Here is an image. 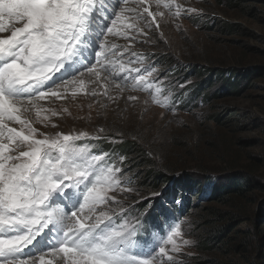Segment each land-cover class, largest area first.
Listing matches in <instances>:
<instances>
[{"label": "rangeland", "instance_id": "374dc122", "mask_svg": "<svg viewBox=\"0 0 264 264\" xmlns=\"http://www.w3.org/2000/svg\"><path fill=\"white\" fill-rule=\"evenodd\" d=\"M149 1L156 5L155 0ZM168 2L161 0L157 22L144 13V19L131 21L139 32L129 29L128 39H110L141 53L145 64L159 70L154 83L163 88L162 96L169 98L170 107L153 102L150 92L130 86L117 92L109 85L98 88L86 74L90 80L85 81L84 92L77 86L61 88L57 97L44 89L46 98L37 102L38 108L26 119L45 136L85 132L99 137L88 140L90 150L111 153L109 163L114 161L122 176L130 178L131 183L124 186L135 191L117 193V199L129 209V218H140L148 238L160 230L166 238L170 224L183 222L182 239L191 244H181L179 253H170L176 264H264V0H171L170 9L164 7ZM177 4L194 11L177 16ZM148 22L150 29L145 27ZM168 60L171 63L164 67L162 62ZM193 64L200 69L185 77L186 68ZM203 79L214 83L203 87ZM108 82L116 87L120 81ZM62 83L57 80L49 87L56 89ZM194 85L203 87L199 89L202 99L180 107L190 92L187 88ZM8 123L20 129L15 122ZM134 139L151 146L146 153L156 162L163 159L176 168L172 181L168 179L157 190L142 186L143 178H137L136 172L143 168L136 163L144 159L134 153L137 148L124 156L125 145L121 151L114 147ZM159 152L165 155L161 158ZM120 157L126 159L121 162ZM189 173L202 179L178 194L181 188H174L175 181ZM216 182H238L243 193L225 191L213 197ZM156 203L161 210L155 212L170 219L168 223L158 216L148 217L146 211ZM153 223L159 227H152Z\"/></svg>", "mask_w": 264, "mask_h": 264}, {"label": "snow or ice", "instance_id": "6c2138e0", "mask_svg": "<svg viewBox=\"0 0 264 264\" xmlns=\"http://www.w3.org/2000/svg\"><path fill=\"white\" fill-rule=\"evenodd\" d=\"M155 3L159 7L161 0ZM143 5L144 0H0V33L6 34L0 35V264H52L45 260L49 254L56 264H176L170 253L191 244L182 239L183 222L170 224L166 238L160 230L149 239L140 218H129L117 193L135 191L124 186L130 178L109 163L111 153L78 145L99 137L45 136L26 119L46 98L44 89L58 97L61 88L102 72L107 80H119L121 91L130 86L150 92L153 102L170 107L154 83L159 70L110 39H128L129 29L139 32L131 21L144 19V13L161 15ZM164 7L170 9L171 0ZM175 7L177 16L194 11ZM57 80L62 85L50 88Z\"/></svg>", "mask_w": 264, "mask_h": 264}, {"label": "trees", "instance_id": "16d2710c", "mask_svg": "<svg viewBox=\"0 0 264 264\" xmlns=\"http://www.w3.org/2000/svg\"><path fill=\"white\" fill-rule=\"evenodd\" d=\"M238 1H242V0H238ZM226 29H231L230 27L226 26ZM169 62V63H168ZM168 62L164 61L162 62L164 67H168L169 64L171 63L170 60H168ZM194 66L191 67H187L186 68V75L185 77H189L190 75H192L193 73H195V70H197L198 66L196 64H193ZM200 69V68H198ZM208 73V72H207ZM220 77V76H219ZM234 80V79H232ZM203 82H206L205 84H203V87H205L206 85H208L210 83V85H212L214 83V81L211 79V81L209 79H203ZM229 81V80H227ZM200 87V88H203ZM200 88H196V86H190L187 88V91H190L188 94V97H185V102L183 103L184 100L181 101L182 106L180 107H186V106H191L193 104H197V100L198 98L202 99L200 97ZM204 90V89H202ZM204 98L206 100L210 99V96L208 94H206V97L204 96ZM189 101V103H188ZM216 120H218V117L216 118ZM145 144V145H143ZM141 144L137 139L135 140H130V141H124L122 144L120 145H116L115 144V149H118L119 151H121V147L120 146H126V148H124V153L123 155L126 156L128 155V151L131 148H137L136 151H134V153H137L138 156H142L143 157V162L139 161L136 163L137 167H141L143 168V170L141 172H136V177L137 178H143L142 180V186L146 187V188H150L152 190H157L163 186L166 185L168 179L170 181H172L173 173L176 171V168L172 169L170 166H168L166 164V160L161 159L160 163L156 162V160H154V158L152 156H150L148 153H146L147 151V147H151L148 143H143ZM155 150H153L154 152ZM157 153V151H155ZM155 154V153H154ZM164 152H159V156L162 158L164 155ZM166 164V165H165ZM208 178V177H207ZM202 178H200V175H197L195 173H189L188 176L186 175H182L181 178H179L178 180L175 181L176 186L174 187L176 190L178 188L177 193L179 194V191L181 190V192L185 189L190 190V185L191 184H195L197 182H200ZM213 188V197L217 196L216 198H219L222 193L226 192H234L237 194H242L243 190L242 188L239 187V183L238 182H233L230 184H227L226 182H216L215 184L212 185ZM173 188H171L172 190ZM180 192L181 197H184L183 193ZM173 194L175 195L176 192H173ZM185 199V198H184ZM186 201V200H185ZM161 208H159V206L156 204L153 205L152 209L150 212L146 211V213L148 214V217L152 216V217H160V221L162 223H164V219L165 221H167L166 217H164V219L162 218V213L160 212H155V211H160ZM159 220V219H158Z\"/></svg>", "mask_w": 264, "mask_h": 264}, {"label": "bare ground", "instance_id": "6f19581e", "mask_svg": "<svg viewBox=\"0 0 264 264\" xmlns=\"http://www.w3.org/2000/svg\"><path fill=\"white\" fill-rule=\"evenodd\" d=\"M144 2H145V7H147L150 12H153V13L159 12L160 13V9L154 4V1L144 0ZM155 18H156V15H155ZM155 18H154V20H155V22H157ZM152 19H153V17H152ZM102 76L103 75L101 74V77ZM81 79H82L83 83L81 84L78 81L75 86L78 87V90L84 92L86 87H87V86L85 87L86 84H84V83L87 79H89V77L84 75ZM91 81L94 85H96L98 88H101V89L105 88L106 85H109L108 89L111 90V88H114L116 92L119 90L117 87H114L112 84H109L108 80L105 79L104 76L102 78H97L95 75H91ZM86 83H87V81H86ZM60 92H61V90H60ZM31 110H33V109H31ZM31 110L26 114V117H28V115L32 112ZM39 256H40V254L36 257H39ZM45 260H52V264H56V260L50 254L45 256ZM37 264H40L38 259H37Z\"/></svg>", "mask_w": 264, "mask_h": 264}]
</instances>
